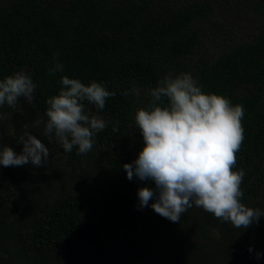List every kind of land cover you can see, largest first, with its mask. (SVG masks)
<instances>
[{
  "label": "trees",
  "instance_id": "trees-1",
  "mask_svg": "<svg viewBox=\"0 0 264 264\" xmlns=\"http://www.w3.org/2000/svg\"><path fill=\"white\" fill-rule=\"evenodd\" d=\"M212 1L0 0V80L23 70L36 85L31 103L21 97L15 108L0 106V146L20 153L16 139L27 124L77 166L65 170L64 182L61 170L52 173L46 183L54 190L52 204L41 209L18 180L20 166L0 165V264H264V216L247 229L235 228L193 205L171 222L150 201L148 224L123 187L93 192L84 174L88 153L78 154L76 147L67 152L54 135H42L43 125L34 126L47 119L46 101L59 94L62 76L100 82L116 94L103 110L85 102L87 114L107 122L94 136L92 152L131 138L132 149L110 157L113 167L125 171L122 165L144 146L135 114L147 107L149 90L169 72H188L203 92L242 106L244 140L233 170L245 173L241 203L264 210V19L253 39L225 43L209 57L200 46L201 25L214 12ZM254 4L264 17V0ZM56 62L64 71L50 75ZM133 88L139 95H122ZM133 178L139 188H155L154 181Z\"/></svg>",
  "mask_w": 264,
  "mask_h": 264
},
{
  "label": "clouds",
  "instance_id": "clouds-1",
  "mask_svg": "<svg viewBox=\"0 0 264 264\" xmlns=\"http://www.w3.org/2000/svg\"><path fill=\"white\" fill-rule=\"evenodd\" d=\"M63 71V64L56 62L49 74ZM60 83L59 94L46 101L47 119L34 121V126L43 125L42 135H54L65 151L76 147L78 154H87L93 149L94 136L106 128L107 122L99 115L87 114L85 102L103 110L106 99L116 93L100 82L85 84L67 75ZM35 88L26 71L8 75L0 80V106L7 103L15 108L21 97L31 103ZM132 93L139 95L135 88L122 95ZM148 95L147 107L135 114L144 146L133 162L122 165L129 180L135 176L141 181H154L155 188L138 189L139 206L147 207L151 201L154 212L171 222L180 221L182 214L195 205L235 228L247 229L258 223L264 210L241 203L245 173L233 170L244 140L242 106L232 105L222 95L203 92L188 72H169ZM117 130L118 122L113 127ZM16 142L23 145L20 153L8 144L0 146V165L44 166L49 148L27 124ZM260 255L257 253L256 258Z\"/></svg>",
  "mask_w": 264,
  "mask_h": 264
},
{
  "label": "rangeland",
  "instance_id": "rangeland-1",
  "mask_svg": "<svg viewBox=\"0 0 264 264\" xmlns=\"http://www.w3.org/2000/svg\"><path fill=\"white\" fill-rule=\"evenodd\" d=\"M259 0H213L214 12L201 25L203 37L201 40L202 52L209 57H215L220 54L225 43H234L239 39L251 40L256 34L259 33L262 22L258 15H263L257 3ZM9 128L12 129L11 125ZM49 156L44 166L36 167L31 163L20 166L22 171L18 172V180L21 179L25 184L24 190L33 192V196L37 200V208L39 203L41 209L46 208L47 205L52 204V190L46 183L51 182L52 173L57 169L61 170L63 182L66 178L68 170L73 171L77 168L76 165H71L70 160L65 155L56 154L48 144ZM134 146L133 140L129 137L122 138L107 147V149L100 150V152L90 151L86 156L87 161L84 165L86 175V183L92 188L95 194L102 192H112L114 186L123 187L131 196L137 216L151 223L150 214L147 212L146 207L141 208L138 199V185L133 178H127L126 171L113 167L110 164V157L115 156L118 150H130ZM97 162V164H96ZM66 170V172H65ZM30 173V174H29ZM109 175L110 182L107 181ZM62 176V175H61ZM57 178V177H56ZM62 182V183H63ZM63 188L56 190L57 192L63 191ZM44 208V209H45Z\"/></svg>",
  "mask_w": 264,
  "mask_h": 264
}]
</instances>
